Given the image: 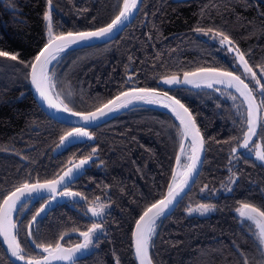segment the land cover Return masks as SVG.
<instances>
[{"label":"trees","instance_id":"obj_1","mask_svg":"<svg viewBox=\"0 0 264 264\" xmlns=\"http://www.w3.org/2000/svg\"><path fill=\"white\" fill-rule=\"evenodd\" d=\"M121 5L122 0H52L54 31L96 30L110 23ZM46 10L47 0H0V50L19 56L18 61L0 57V201L20 184L57 178L70 160L78 163L92 155L83 175L68 187L81 194L79 199L49 203L50 197L41 196L18 207L13 219L21 247L26 256L46 255L30 243L27 225L48 204L32 225V242L71 247L83 242L79 232L101 223L91 251L69 262L136 264L135 222L167 192L179 151V125L160 110L136 107L88 129L90 140L59 148L60 137L73 127L40 108L30 69L19 62L32 61L46 43ZM197 28L213 32L205 35ZM217 31L235 42L258 77L264 75L258 67L264 64V0H143L135 20L114 40L65 52L50 69L56 90L74 111H94L131 88H153L180 99L195 116L205 141L204 164L176 209L157 222L150 248L154 264H243L244 255L249 264H258L260 259L253 230L236 209L241 202L264 208V162L255 158L264 134L253 137L248 148L240 147L246 105L234 88L163 83L171 75L182 79L185 72L216 67L240 75L260 100L258 86L235 54L220 46ZM97 198L107 205L99 219L88 212ZM200 204L211 210L189 213ZM0 264H14L1 242Z\"/></svg>","mask_w":264,"mask_h":264},{"label":"snow or ice","instance_id":"obj_2","mask_svg":"<svg viewBox=\"0 0 264 264\" xmlns=\"http://www.w3.org/2000/svg\"><path fill=\"white\" fill-rule=\"evenodd\" d=\"M139 3L140 0H122L118 14L106 26L99 27L96 30L56 32L53 28L52 0H47V10L43 16V19L47 22L46 43L38 54L34 56L32 61L19 62L25 64L30 69L28 72L30 83L38 93L39 98L48 108L58 112L68 113L73 117H77L85 126H90L110 114L134 106L136 102L142 101L147 104L162 103L160 100L161 94L153 88H131L119 92L116 96L105 102H101L94 111H74L62 98L61 93L56 91V74L50 71L53 62L58 61L60 54L70 46L87 43L94 39L111 37L134 15ZM195 31L204 32L205 35L213 32L212 29L204 30L200 28L195 29ZM215 36L219 37L220 45H226L228 51L235 53L236 59H238L240 65L243 67V72L258 86L261 96L259 101H257L253 88L249 87V84L245 83L240 75H236L233 71L216 67H200L194 71L185 72L183 79L177 75H171L165 77L163 83L168 85H179L183 83L194 85L197 88L204 86L210 89L214 88L215 85L234 88L240 97L243 98L241 104L246 105L243 116L247 127L243 134V143L240 145L241 148L246 149L249 147V143L253 141V137L264 134V116H262V112H264V83H261L264 80V75L257 76V72L253 70L248 60L245 59V54L240 51L239 47L235 45V42L228 35L224 32L217 31ZM0 57L12 61L19 60L18 54L4 50H0ZM258 67L259 71L264 74V64ZM216 90L219 91L220 89ZM162 95L164 100H166L163 106L168 108L179 121V151L175 157L176 168L172 173L171 183L168 185L167 193L162 199L146 207L142 215L135 222V231L132 233V236L135 255L139 260V264H153L150 248L152 247L153 237L156 235L157 222L167 214L180 194L192 181L201 162V153L204 150L205 143L196 123V118L190 109L175 96H170L167 92ZM231 99L235 101L237 97L231 96ZM239 107L240 105H237L238 110ZM258 127L261 129L260 133L257 132ZM83 138H92L87 128L79 126L73 127L60 137L59 146H64L66 143H71L75 139ZM185 141H187V148L185 147ZM236 151V148L232 149L233 153ZM94 154L95 150H93ZM182 157L185 158L184 162H182ZM92 158V155L84 157L78 163H73L70 160L68 164L71 166L67 168V171L63 172V175L45 180L43 183L38 180L35 183L24 182L3 196L2 201H0V236L3 237L8 251L13 257L19 261H23L24 264H53V261H73L77 253L87 250L93 244L96 233L102 230L103 226L101 223H91L86 231L79 232V235L83 238V242L76 244L74 247L65 248L59 242L45 245L33 241L35 247L41 249L42 253L46 255H41L40 257L26 256L18 239V223L13 219V214L18 212V207L22 209L25 200L33 194H40L46 191L54 200L59 190V195L62 197H80V193L70 191L68 186L72 182L74 175L79 174L84 165L88 164ZM255 158L264 162V143L255 146ZM47 207L48 204H43L32 216L31 222L27 225V235L29 237L32 236V225L45 212ZM106 207L107 205L101 203L99 198H97L92 201V206L88 208V212L93 217H101ZM210 210L211 206L207 204H200L195 209H188L189 213L196 211L201 214ZM236 211L244 221L251 222L254 225L256 229L254 234L257 241L256 253L260 257L258 264H264V208L252 203L241 202ZM73 231L79 230L73 229ZM60 239L62 240L63 236ZM243 264H249L246 255H244Z\"/></svg>","mask_w":264,"mask_h":264},{"label":"water","instance_id":"obj_3","mask_svg":"<svg viewBox=\"0 0 264 264\" xmlns=\"http://www.w3.org/2000/svg\"><path fill=\"white\" fill-rule=\"evenodd\" d=\"M142 2L143 0H140V3L138 4V9L137 11L134 13V15L127 21L125 22V24L120 27L111 37H108V38H102V39H94L92 41H89L87 43H83V44H78V45H73V46H70L66 51H64L63 53L60 54V56L62 54H64L65 52H68L70 50H73V49H76V48H81V47H84V46H91V45H96V44H102V43H106V42H110L112 40H114L116 37H118L136 18V16L138 15L139 13V10L141 8V5H142ZM93 31V30H92ZM56 61L53 62V64L55 63ZM53 66V65H52ZM51 66V67H52ZM237 75V74H236ZM30 79V78H29ZM183 79V78H182ZM242 79V78H241ZM246 83V82H245ZM187 85H190V84H187ZM30 87H31V91H32V94L35 98V100L37 101L38 105L40 106V108L48 115L50 116L51 118H53L54 120L62 123V124H66V125H69V126H72V127H86L87 130L88 129H92V128H96L98 126H100L101 124L111 120L112 118L116 117L117 115L129 110V109H132V108H136V107H148V108H153V109H157V110H160L168 115H170L174 121L179 125V121L175 118V116L172 114V112L168 109V108H165L163 106V103H166V100H164L163 98V93H165L164 91H160V90H156L158 93L161 94L160 96V100L162 101V103H157V104H147V103H144V102H136L134 106H130L129 108H126V109H121L119 110L118 112H115L113 114H110L109 116L105 117V118H102L100 119L99 121H97L95 124H92L90 126H85L83 124L82 121H80L77 117H73L71 116L70 114L68 113H63V112H58L54 109H50L47 107V105L39 98L38 96V93L35 91L34 87L31 85L30 83ZM250 87V86H249ZM168 95L172 96L171 94L168 93ZM259 101V100H257ZM259 130V127L257 128V131ZM201 132V131H200ZM202 134V133H201ZM203 136V135H202ZM185 145H187V141H185ZM205 154H206V147H205V143H204V150L202 151L201 153V162L198 166V169H197V172L196 174L194 175L192 181L189 183V185L184 189V191L180 194V196L177 198L176 202L174 203V205L171 207V209L167 212V214L162 217L161 219H165L166 217H168L175 209L176 207L178 206V204L183 200V198L188 194V192L192 189L194 183L196 182L197 178L199 177L200 175V172L202 170V167H203V164H204V159H205ZM175 168H176V164H175ZM175 170V169H174ZM84 173V170L82 169L81 172L77 175H74L73 179H72V182L69 184L72 185L73 183H75ZM63 175V174H62ZM67 179V178H66ZM43 183V182H41ZM171 183V182H170ZM68 186V187H69ZM167 193V192H166ZM41 196H47V197H50V201L53 202L55 200H58L60 195H59V190L56 194V198L53 200L51 198V195L44 191L40 194H33L31 197H28V198H34V197H41ZM27 198V199H28ZM41 217V216H40ZM38 217L37 220L40 218ZM135 231V226H134V229H133V232ZM65 238V236L63 237ZM29 241L30 243L34 246L32 240H31V237H29ZM0 242L5 250V252L7 253L8 257L10 258V260L14 263V264H24L23 261H19L17 260L15 257H13L11 255V253L8 251V247H7V244L4 243V240H3V237L0 236ZM75 246V245H74ZM74 246H71V247H74ZM132 246H133V254H134V258H135V261H136V264H139V260L138 258L136 257L135 255V250H134V240H133V236H132ZM35 247V246H34ZM64 247V246H63ZM65 248H69V247H65ZM81 253V252H80ZM80 253H77L75 257H77ZM74 257V258H75ZM69 261H53V264H65ZM154 264V262H153Z\"/></svg>","mask_w":264,"mask_h":264},{"label":"rangeland","instance_id":"obj_4","mask_svg":"<svg viewBox=\"0 0 264 264\" xmlns=\"http://www.w3.org/2000/svg\"><path fill=\"white\" fill-rule=\"evenodd\" d=\"M47 23V22H46ZM218 43H219V40H218ZM220 44V43H219ZM223 49H225L226 50V53H228V54H232V55H234L235 53L234 52H230V51H228L227 50V46L226 45H220ZM235 56V55H234ZM240 64V63H239ZM241 67H242V65H241ZM242 71H243V67H242ZM215 86H218V87H225L224 85H215ZM202 88H207V87H204V86H201ZM200 87V88H201ZM57 91V90H56ZM86 140H90V139H88V138H83V139H75V140H73L71 143H66L64 146H60L59 148H67L69 145H71V144H73V143H76V142H82V141H86ZM250 144V143H249ZM187 148V147H186ZM185 161V158L184 157H182V162H184ZM59 198H61L62 199V196H60ZM63 198H71V197H67V196H65V197H63ZM74 199H79L78 197H73ZM198 206V205H197ZM196 206V207H197ZM196 207H193V209H195ZM104 212H105V210H104ZM209 212V211H208ZM208 212H206V213H208ZM193 213H196V214H201L200 212H196V211H193ZM206 213H203V214H206ZM15 214V213H14ZM14 214H13V216H14ZM203 214H201V215H203ZM89 216L90 217H93L92 215H91V213L89 212ZM102 217V216H101ZM94 218H97V219H99L100 217H94ZM241 220L242 221H244L243 220V218H241ZM244 222H247L248 224H249V226L252 228V230H253V234L255 233V231H256V229H255V227H254V225H252L251 224V222H248V221H244ZM99 232L100 231H98L97 233H96V235H95V237H94V240H93V243H94V241H95V239H96V236L99 234ZM254 236H255V234H254ZM256 237V236H255ZM92 247H93V244L92 245H90V247L87 249V250H84V251H82L81 252V254H86V253H88L89 251H91V249H92ZM68 264H72V262H69Z\"/></svg>","mask_w":264,"mask_h":264},{"label":"bare ground","instance_id":"obj_5","mask_svg":"<svg viewBox=\"0 0 264 264\" xmlns=\"http://www.w3.org/2000/svg\"><path fill=\"white\" fill-rule=\"evenodd\" d=\"M185 147H187V145H185Z\"/></svg>","mask_w":264,"mask_h":264}]
</instances>
